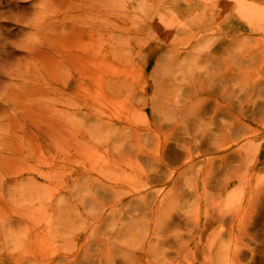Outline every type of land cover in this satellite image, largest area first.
Wrapping results in <instances>:
<instances>
[{
	"label": "rangeland",
	"instance_id": "1",
	"mask_svg": "<svg viewBox=\"0 0 264 264\" xmlns=\"http://www.w3.org/2000/svg\"><path fill=\"white\" fill-rule=\"evenodd\" d=\"M190 1L142 15L101 0L114 26L98 0H0V255L5 243L23 264H264V0L244 1L252 18L236 0ZM56 16L61 35L34 26ZM89 34L84 51L110 42L109 67L90 50V65L62 59L63 78H43L45 37L70 52ZM49 213L67 241L31 235Z\"/></svg>",
	"mask_w": 264,
	"mask_h": 264
},
{
	"label": "bare ground",
	"instance_id": "2",
	"mask_svg": "<svg viewBox=\"0 0 264 264\" xmlns=\"http://www.w3.org/2000/svg\"><path fill=\"white\" fill-rule=\"evenodd\" d=\"M131 2H134V4H132V3H130V4H126V6H131V8H132V10L133 11H135V12H137V13H141L142 15L143 14H146V13H155L156 12V8H157V14H159V13H162L164 10H165V8H164V5H160V4H164V3H167L169 0H142V1H135V0H130ZM188 2H191L190 0H187ZM244 1L245 0H236V2H237V5H238V7H237V12L239 13V14H243V15H245L246 17L248 16L249 18H252L253 17V15L252 14H254V13H252V11H251V9L250 10H247V8H246V3H244ZM92 2V1H91ZM249 3V2H248ZM92 4H93V2H92ZM97 4L98 5H96V4H94L93 5V9H95L94 11L96 12L95 14H96V16L98 17V16H100L101 18L100 19H102L104 22H105V24H107V25H111V24H114V26L116 25V26H118L117 25V22L115 23L114 21L112 22V21H110V20H108V16L109 15H111L113 12H110V10L108 9L107 10V12L105 13V12H103V8H100V6H102L101 4H102V2H101V0H98V2H97ZM249 5H251V4H249ZM219 6V5H218ZM248 7H250V6H248ZM254 7V6H253ZM228 9L229 8H232V6L230 7H227ZM187 9V7H183L181 10H182V12H184V13H189V11L188 10H186ZM90 10V9H89ZM123 10H127V8H124ZM124 13V12H123ZM250 13H251V15H250ZM127 13L125 12V15H126ZM165 14H167V12L165 13ZM130 15V14H129ZM255 15V14H254ZM103 16V17H102ZM119 16V15H118ZM203 16V15H202ZM37 17V16H36ZM89 18H91L92 16L91 15H89L88 16ZM120 17V16H119ZM204 17V16H203ZM36 19V18H35ZM99 19V18H98ZM169 19V18H168ZM90 20V19H89ZM93 20V19H92ZM141 20V19H140ZM139 20V21H140ZM248 20V19H247ZM258 20V19H257ZM75 21L79 24V23H83V25L81 26V25H78L77 24V27H78V29H80V32H82V30L84 31H94V29L92 30H89V28L86 26V25H88V22L85 20V19H83V20H78V19H75ZM142 21V20H141ZM35 22V21H34ZM57 22V25H55V24H53V23H56ZM125 22V21H124ZM169 22H171V20L169 21ZM40 23H44V24H40ZM176 23V22H175ZM207 23V21H201V22H199V23H196V27H199V29L200 30H204V29H206V27H205V24ZM91 25L92 24H95V28L99 25H97V23L96 22H91L90 23ZM89 24V25H90ZM137 24V23H136ZM172 24V23H171ZM34 26L37 28V30L38 31H41V32H43L44 33V35H45V33H46V31H50V30H52V31H54V35H56V34H58V30L60 29V35H61V31H64V26H63V24L61 23V21H60V19H59V17L58 16H56L55 17V19H50V20H46L45 18H39L38 20H36V23L34 24ZM123 26V25H122ZM129 26V25H128ZM148 26V25H147ZM71 27L72 26H69L67 29L68 30H71ZM76 27V26H75ZM127 27V26H126ZM136 27V26H135ZM73 29V28H72ZM106 29H108V28H106ZM177 29V28H176ZM74 30H76V29H74ZM74 30H72V31H74ZM101 31V30H100ZM138 31V30H137ZM191 31V30H190ZM194 31V30H193ZM196 31V30H195ZM103 32V31H102ZM88 33V32H87ZM193 32H191V34H192ZM98 34H99V32H98ZM112 34H114V32L112 33ZM59 35V36H60ZM64 35V34H63ZM110 35V34H109ZM136 35V34H135ZM114 35H110V38L111 37H113ZM125 36V35H124ZM88 37H89V39H84V40H80V41H78V42H73L72 40H70L69 41V45L68 46H73L72 47V49H71V51L70 52H67L66 50H65V47H66V40H65V37H64V39H63V37H62V39H60L59 38V41L57 42V44H51L50 42V38H46L45 37V44H47V46L49 47V48H52V50H51V56H49V58L47 59L48 61V65L46 66V69H47V71H45V72H43V74H42V76H43V78H45V76H46V78L45 79H47L48 80V77H50V80H61L62 78H63V70H62V67H63V64H64V62L62 61V59H64V61L65 60H67L68 58L69 59H76V61L77 62H82V64L81 65H83V66H85V65H87L88 63H90V57H89V55H90V50L94 53L95 51H97V52H102L103 54H104V56H105V58H104V60H103V63L106 65V66H103L102 65V68L104 69L105 67H109V64H110V59L108 58V52H110L109 51V46H111V44H110V42L107 44V46H105V47H103V44L101 43V41H103V39L101 40V38H103V37H101V38H97L98 40H100V43H101V45H99L98 46V44H97V46H96V48H93V49H89V50H86V51H84L85 50V47H87V45L89 44H94V42L93 41H95L96 39H95V37H94V39H92L91 38V36H90V34L88 35ZM98 37V36H97ZM108 37V36H107ZM117 38H119V37H117ZM116 38V39H117ZM124 38V37H123ZM137 38H139V37H137ZM67 39V38H66ZM126 39V38H125ZM64 40H65V42H64ZM74 40V39H73ZM118 40V39H117ZM127 40V39H126ZM43 41V40H42ZM68 41V40H67ZM75 41V40H74ZM107 41V40H106ZM114 41V40H113ZM119 41V40H118ZM121 41V40H120ZM72 42V43H71ZM128 42V41H127ZM197 43H198V41H196ZM68 43V42H67ZM98 43H99V41H98ZM119 43V42H118ZM121 43V42H120ZM117 44V43H116ZM124 44H125V41H124ZM128 44V43H127ZM122 46V45H121ZM70 48V47H69ZM114 51V50H113ZM130 51V50H129ZM262 52V56H264V49H262L261 50ZM91 52V53H92ZM115 52V51H114ZM50 53V52H49ZM66 54V57H65V54ZM68 53V54H67ZM96 54H98V53H96ZM115 54V53H114ZM188 54H189V51H188ZM207 55V54H206ZM116 56V55H115ZM99 59H101V58H99ZM202 59V58H201ZM41 60V59H40ZM74 64V63H73ZM259 64H262V62L260 61L259 62ZM88 65H90V64H88ZM87 65V66H88ZM86 66V67H87ZM78 67H80V66H78ZM181 69V68H180ZM183 69V68H182ZM84 70V72L86 73V70H88L87 68L85 69H83ZM186 70V69H185ZM22 72V74H23V70H21ZM107 71H109L108 69H107ZM84 73V74H85ZM236 77V76H235ZM202 81V80H201ZM203 83V82H202ZM201 83V84H202ZM245 83V82H244ZM211 85V84H210ZM260 85V84H259ZM209 87H211V86H209ZM256 87H257V85H256ZM228 88V87H227ZM251 88V87H250ZM250 88H248V89H250ZM254 88V87H253ZM206 89H208V86H207V88ZM211 89V88H210ZM209 89V90H210ZM255 89V88H254ZM253 89V90H254ZM225 90H227V89H225ZM252 90V89H251ZM250 90V91H251ZM229 94V93H228ZM244 94V93H243ZM60 96V95H59ZM237 96V95H236ZM248 102V101H247ZM34 103V102H33ZM28 104V103H27ZM191 104V103H190ZM38 105L39 106H37V108L38 107H40V114L42 115L43 114V112L44 111H42L43 109V107H45V105H46V103H45V99H44V102H42V101H39V103H38ZM28 105H25V107L23 108V112H25V110H28L29 109V111L32 109L31 107H34V105L32 106L31 105V107H27ZM238 106V105H237ZM241 106V105H240ZM200 107V106H199ZM253 108V107H252ZM258 108H259V106H258ZM35 109V108H34ZM101 111V110H100ZM34 112H36V111H34ZM10 118V117H9ZM45 119V118H44ZM99 121V120H98ZM212 121V120H211ZM1 122V121H0ZM3 122V121H2ZM107 122V121H106ZM6 123V122H5ZM9 126V125H8ZM7 125H6V127H8ZM112 125H110V127H111ZM109 127V128H110ZM124 127V126H123ZM184 128V127H183ZM123 129V128H122ZM120 130V129H119ZM204 131V130H203ZM101 132V131H100ZM106 134V133H105ZM203 135V134H202ZM201 135V136H202ZM81 141V140H80ZM86 148V147H85ZM84 148V149H85ZM12 152V151H11ZM92 153V152H91ZM93 154V153H92ZM104 160L106 161V162H108V159L106 158H104ZM192 165V164H191ZM92 166V165H91ZM113 167H115L116 168V166L115 165H112ZM118 167V166H117ZM33 169H35V168H33ZM99 170L101 171V167H99ZM139 170V169H138ZM141 171V170H140ZM113 174V173H112ZM207 176L208 175H206V178H207ZM27 178H30L29 176L27 177ZM227 179L228 180H230V178H228L227 177ZM22 180V179H21ZM20 180V181H21ZM29 180V183H31L32 184V182H36V181H34L35 180V178L33 179L32 178V181H31V179H28ZM102 180V179H101ZM104 181V180H103ZM225 183L224 184H222V185H220V187L221 188H224V187H227V185H228V182L227 181H224ZM18 183V182H17ZM100 183V182H99ZM103 184V183H102ZM15 185H16V182H15ZM33 185V184H32ZM105 185V184H104ZM94 186V185H93ZM16 187V186H15ZM71 187V186H70ZM90 187L92 188V186L90 185ZM89 187V188H90ZM134 188V187H133ZM38 189H40L39 187L37 188V189H35V188H33L32 189V194L34 195V192H35V195H39V193H40V191H38ZM135 189V188H134ZM139 189V188H138ZM91 190V189H90ZM89 190V191H90ZM113 190V189H112ZM132 190V189H131ZM82 191V190H81ZM97 191V190H96ZM137 191V190H136ZM135 191V192H136ZM114 193H115V191H114ZM139 193V192H138ZM148 193V192H147ZM87 194H89V193H87ZM107 194V193H106ZM120 194V193H119ZM149 194V193H148ZM151 194V193H150ZM174 194V193H173ZM207 194H210V196L208 197V198H211L212 197V199L210 200V202L214 205V199H213V195L211 194V193H207ZM206 194V195H207ZM89 195H91V194H89ZM122 195V194H121ZM175 195V194H174ZM142 196V195H141ZM42 197H44V196H42ZM83 197V196H82ZM93 197V196H92ZM94 197H95V195H94ZM118 197H120V196H118ZM89 198V197H88ZM99 199V198H98ZM207 199V198H206ZM88 200H90V198L88 199ZM93 200V199H92ZM198 200H200V199H198ZM208 200V199H207ZM3 201H4V197H3ZM100 201V200H99ZM111 201V200H110ZM121 201H122V199H121ZM120 201V202H121ZM127 201V200H126ZM5 202V201H4ZM24 202H26V201H24ZM23 202V203H24ZM119 202V203H120ZM165 202V201H164ZM41 203V202H40ZM89 203V202H88ZM98 203V202H97ZM19 204V203H18ZM51 204V203H50ZM82 204V203H81ZM95 204V203H94ZM123 204V203H122ZM166 204V203H165ZM87 205V204H86ZM103 205V204H102ZM160 205H162V203H160ZM40 206H41V204H40ZM40 206H39V208H40ZM47 207H48V204H47ZM159 207V206H158ZM165 207V206H164ZM163 207V208H164ZM15 208H17V207H15ZM27 208H29V207H27ZM27 208H24L23 207V209H24V213H27L26 212V209ZM100 208V207H99ZM99 208H98V210H99ZM157 208V207H156ZM22 209V208H21ZM22 209V210H23ZM101 209V208H100ZM208 209V208H207ZM18 210H20V209H18ZM30 210V209H29ZM32 210V209H31ZM40 210V209H39ZM41 210H42V208H41ZM154 210V209H153ZM228 210V209H227ZM21 211V210H20ZM91 211V210H90ZM101 211H102V209H101ZM146 211V210H145ZM23 211H21V213H22ZM154 212V211H153ZM14 213V212H13ZM104 213V212H103ZM144 213V212H143ZM222 213H223V210H222ZM24 215V214H23ZM27 217L29 216V215H26ZM93 216V215H92ZM224 215H222V218L220 217V219H224V217H223ZM23 217V216H22ZM22 217H18V218H14L12 215H8L6 218H5V221H6V223H7V225L6 226H9V227H11L10 225H12V222H18V220H19V222H21V219H24V218H22ZM48 217H49V221H51V222H47V226L48 227H46V231H44V227L39 231V232H37L36 231V234H31L32 236H35V235H39V234H43L44 235V233L43 232H45V233H47V230H49V233H51V231L53 232V233H51V235H52V237H55L56 238V240H58V241H67V237L64 235V234H67V232L69 233V232H71L72 231V227L71 226H68L67 225V227L66 226H64L63 227V231H61L60 232V229H58V231L57 230H55V229H53L52 228V222H53V220H52V214L51 213H49L48 214ZM168 221V220H167ZM2 222V221H1ZM27 223V222H26ZM28 224V223H27ZM27 224H25V225H27ZM70 225V224H69ZM149 226V225H148ZM30 227V226H29ZM140 227V226H139ZM146 227V226H145ZM49 228V229H48ZM56 228V227H55ZM28 230H30V229H28ZM34 230V229H33ZM145 230V229H144ZM32 231V230H31ZM31 231H30V233H31ZM63 232V233H62ZM147 232V231H146ZM6 234V233H5ZM152 234V233H151ZM149 235V234H148ZM1 236V235H0ZM3 236V235H2ZM7 236V235H6ZM5 236V237H6ZM15 236V231L14 232H12V233H10L8 236H7V238H5L6 239V241L9 239L10 240V238H13ZM17 236V235H16ZM16 238H18V236L16 237ZM150 238V237H149ZM156 238V237H155ZM147 239V238H146ZM156 240V239H155ZM19 241V240H18ZM103 241V240H102ZM167 241V240H166ZM149 242H150V240H149ZM14 243V241L12 242V244ZM94 243V242H93ZM156 243V242H155ZM149 244H151V243H149ZM15 245L16 246H18V244L15 242ZM157 245V244H156ZM101 246V245H100ZM151 247H152V245H150ZM70 247V246H69ZM102 247V246H101ZM153 247H155V246H153ZM152 247V248H153ZM7 248H8V245L7 244H3V248L2 249H4V251L2 252L3 253V255H0V264H16V263H18V262H21V263H19V264H23L24 262H27L28 260L27 259H22L21 257H20V255H15V256H13V254L14 253H12V251H8L7 250ZM65 248V247H64ZM63 248V249H64ZM114 248V247H113ZM149 249H150V247H148ZM66 249V248H65ZM64 249V250H65ZM69 249V248H68ZM67 249V250H68ZM80 249V247L78 248V250ZM101 249V248H100ZM157 249V248H156ZM86 250V249H85ZM102 250V249H101ZM133 250H134V248H133ZM146 250H147V248H146ZM145 250V251H146ZM179 250V249H178ZM100 251V250H99ZM138 251H140V249H138ZM152 251V250H151ZM159 251V250H158ZM161 251V250H160ZM81 252V251H80ZM125 252V251H124ZM132 252V251H131ZM129 253V254H131L132 255V253ZM141 252V251H140ZM147 252V251H146ZM77 253V252H76ZM75 253V254H76ZM87 253V252H86ZM106 253V252H105ZM104 253V254H105ZM107 253H109L108 251H107ZM135 253V251H133V255L134 256H137V254L135 255L134 254ZM143 253H144V251H143ZM149 254H150V252H148ZM104 254H102V255H104ZM128 254V253H127ZM126 254V255H127ZM142 254V253H141ZM157 254V253H156ZM67 255V254H66ZM65 255V256H66ZM72 255V254H71ZM71 255H70V257H71ZM80 255V254H79ZM79 255H77V256H79ZM97 255V254H96ZM106 255V254H105ZM145 255V254H144ZM151 255V254H150ZM155 255V254H154ZM154 255H152V256H154ZM159 255V254H158ZM59 256H61V254L59 255ZM73 256V255H72ZM107 256V255H106ZM142 256V255H141ZM148 256V255H147ZM163 256V255H162ZM155 257V256H154ZM164 257V256H163ZM163 257H161V258H163ZM67 258V257H66ZM104 258H106V257H104ZM104 258H103V260H104ZM129 258V257H128ZM160 258V259H161ZM136 259V258H135ZM139 259V258H138ZM137 259V260H138ZM153 259V258H152ZM155 259H158V257L157 258H155ZM19 260V261H18ZM111 260V259H110ZM130 260V259H129ZM147 260V259H146ZM159 260V259H158ZM64 261H65V259H64ZM77 260H76V257L75 256H73V259H72V263L73 264H77V262H76ZM132 261V260H131ZM136 261V260H135ZM71 262H67L66 264H70ZM124 262V261H123ZM155 262H157V261H155ZM159 263H160V261H159ZM61 264H64L63 262L61 263ZM107 264V263H106ZM126 264H127V262H126Z\"/></svg>",
	"mask_w": 264,
	"mask_h": 264
}]
</instances>
